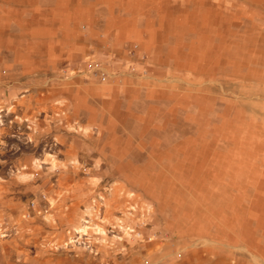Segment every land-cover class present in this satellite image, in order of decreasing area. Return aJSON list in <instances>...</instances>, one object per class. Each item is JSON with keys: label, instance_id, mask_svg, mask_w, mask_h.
Masks as SVG:
<instances>
[{"label": "rangeland", "instance_id": "374dc122", "mask_svg": "<svg viewBox=\"0 0 264 264\" xmlns=\"http://www.w3.org/2000/svg\"><path fill=\"white\" fill-rule=\"evenodd\" d=\"M0 264H264V0H0Z\"/></svg>", "mask_w": 264, "mask_h": 264}]
</instances>
